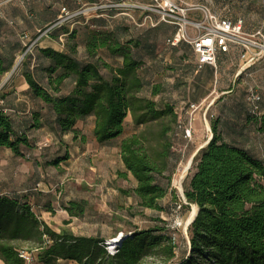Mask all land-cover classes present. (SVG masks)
<instances>
[{"label": "trees", "instance_id": "obj_1", "mask_svg": "<svg viewBox=\"0 0 264 264\" xmlns=\"http://www.w3.org/2000/svg\"><path fill=\"white\" fill-rule=\"evenodd\" d=\"M63 32L74 37L73 30ZM99 48L119 56L120 62L104 60L97 53ZM139 48V40L123 41L110 31H96L85 41L84 59L75 56L74 43L63 50L37 48L38 55L47 60L44 84L27 65L28 51L23 54L20 75L31 93L49 105L53 118L48 126L59 140L67 132L76 139L77 121L90 115L92 134L96 142L104 143L121 136L124 119L130 118L135 129L119 141L123 170H116L117 177L129 173L134 179L131 188H118L121 195L134 198V205L125 210L130 214H134L133 207L163 210L159 202L168 190L180 206L194 204L197 211L187 227L188 251L174 260L173 236L164 226L152 225L122 234L110 252L105 241L115 235L107 239L79 235L65 227L54 231L27 201L5 192L0 193V259L4 264H25L18 254L23 242L33 245L29 249L36 248L35 257L43 264H139L144 256L158 258L162 264H264V156L256 157L226 142L218 129L219 119L210 120L212 136L192 157L193 172L181 183L187 204L183 203L177 190L169 187V179L172 135L177 128L184 135L186 123L178 119L171 102L155 99L165 90L160 83H152L148 95L141 93L144 83L139 69L144 61L135 54ZM12 56L4 63L0 55V77L11 69ZM70 76L72 87L63 94L62 86ZM3 95L0 93V98ZM3 109L0 106V147L15 157L29 159L21 146L32 148L27 130L41 126L39 113L34 112L20 127ZM256 124L264 139V111L256 117ZM161 178H166V185ZM86 207L84 199H73L64 209L70 217H79Z\"/></svg>", "mask_w": 264, "mask_h": 264}, {"label": "rangeland", "instance_id": "obj_2", "mask_svg": "<svg viewBox=\"0 0 264 264\" xmlns=\"http://www.w3.org/2000/svg\"><path fill=\"white\" fill-rule=\"evenodd\" d=\"M42 1L35 0L34 5L45 13L46 17L55 12H59L61 17L40 28L33 35H18L13 31L6 38L12 45L7 52H0V55L4 57V63H6L10 59V55L13 54L12 66L0 77L1 83L8 78L9 74H13L17 89H24L20 71L21 60L26 51L30 54L27 65L33 71L35 78L42 84L46 82L43 66L47 64V60L38 55L37 45H48L56 50H63L66 46L74 43L76 45L75 56L84 59V44L93 32L110 31L123 41L129 38L139 40L143 45L135 51V54L142 58L145 64V68L139 69L144 83L141 93L147 95L149 82L160 83L165 87V90L155 96V99L158 101L163 98L171 102L181 123L189 124L187 136H184L178 128L172 135L173 148L170 160L172 172L169 179V187L175 188L178 197L187 204L178 188L179 183H182L184 178L193 172L191 165L185 169V163L189 156L204 144L208 133L205 127L206 122L209 125L210 120L221 119L219 130L226 138H230V134L233 132L230 129L231 126L242 129L241 124L232 120L237 121L240 118L233 112L238 110L239 102L245 98V88L243 86L234 88L232 95L218 94L210 109H207L206 102L202 106L200 114L191 112L189 105L197 102L198 96L206 94L212 89L214 79L207 73L201 77L191 75L188 71L186 75L182 74L184 73L182 65L192 64V50L185 43L176 46L166 45L165 37L170 33L156 27L158 16L147 8L153 0H48L49 2L45 0V3ZM184 1L205 5L211 12L229 19H231L232 13L240 10L237 7V0ZM11 2L13 3L11 10L17 15L31 10L25 0H11ZM63 6L66 14L65 11L61 12ZM95 6L99 7V11L96 16H92L88 20L82 19L79 15H70L73 11ZM42 7L43 9H41ZM187 18L200 19L201 12L191 10L187 13ZM65 29L75 31L74 37L69 38L63 32ZM51 34H54L55 37ZM97 53L112 64L120 62L119 56L108 54L104 48L97 49ZM218 61L221 63L218 58L217 65ZM257 78L248 77V81L259 90L262 83H258L257 80L263 79L262 74L260 73ZM72 81L73 76L66 79L61 93H67L71 89ZM1 83L0 90L2 91ZM51 117L50 114L46 115L45 128L27 130L28 138L33 137L34 139L32 148L21 146V149L29 159L11 156L9 149L0 147V181L6 179L10 173L22 170L30 177L31 185L38 182L39 185L37 184L36 188L50 189L59 200L69 197L87 201V207L82 216L68 217L62 220L58 215L55 217L57 221L59 220L57 225L59 230L61 227H65L75 234L96 235L107 239L111 235L129 234L133 230L152 225L164 226L169 235L173 236L176 254L174 260L180 259L189 247L187 225L193 212L192 204L180 206L168 190L159 202L163 210L133 207L134 214L127 213L125 207L130 204L134 205V198L121 195L118 188H131L134 179L130 174H127L125 178H119L116 175L117 169L123 170L114 143L116 140H112L103 147L90 140L91 118H86L81 123L80 130L75 133L76 139L71 138L68 133H64L62 139L59 140L48 126ZM228 122L232 124H228ZM18 124V122L15 123V125ZM123 124L125 133L135 129L128 116L124 119ZM242 134L247 135L248 133L246 131ZM248 135H251V139L256 140L254 133ZM80 137H84L86 140L83 145L76 144V140ZM257 142V140L254 141L256 146L248 147L247 150L254 155H261L264 153V146H258ZM35 157H38V160ZM51 157L59 160L55 164L45 162L46 167L38 165L41 160L51 159ZM161 183L166 185V178H161ZM156 218L161 221L153 220ZM65 220L68 222L64 223ZM19 247L29 249L33 245L23 242L19 244ZM139 264H162V262L158 258L144 256Z\"/></svg>", "mask_w": 264, "mask_h": 264}, {"label": "crops", "instance_id": "obj_3", "mask_svg": "<svg viewBox=\"0 0 264 264\" xmlns=\"http://www.w3.org/2000/svg\"><path fill=\"white\" fill-rule=\"evenodd\" d=\"M25 1L27 5H30L31 10L28 12L19 13V15H17L15 12L11 10L13 4L11 0H0V52H7L9 50L12 43L8 41L6 38L10 34H12L13 31L16 32V34L18 35L19 34H23L24 36L33 35L35 34V32L40 30V28L51 23V21H54L61 17V14L59 12L58 13L55 12L51 16L46 17V14L43 13L38 7H36V5H34L35 0H25ZM42 3H45V0H43ZM237 7L240 10L239 12L231 14V20L241 22L243 33L252 34L254 33V31L259 29L264 35V0H237ZM41 9H43V7ZM155 25L157 28L163 29L168 33H170L168 36L172 35V33L175 30V28L172 25L167 24L165 22L157 21ZM167 37H165V39ZM142 45L143 43H140V47ZM37 46L45 47L48 45H37ZM239 52H240L239 46L232 44L229 46V50L227 52L218 51L216 53L215 67L209 64H203L200 66L197 65L194 54H193L192 64L184 65V66L182 65L184 69V73H182L183 75H186L187 71L189 74L197 77H201L202 75L207 73L208 75L211 76V78L214 79V85L212 89L208 93L201 94L200 96H198L197 102L195 103H201V105H204V103L207 102V107H208L207 109H210L214 105L215 98L216 96H218V94L232 95L234 88L243 86L242 82L243 79L245 78L244 73L241 76H239V78L236 81V84L233 83L234 74L238 66L243 62V60L240 59L239 57ZM218 58L221 61V63L218 61L219 64L217 65ZM141 67L145 68V64H143ZM245 72L250 74L249 77L251 78L255 77V79H258L257 77L259 76L260 73L262 74L263 79H261L260 81L257 80L258 83H262L260 85V89L258 90V88H256L257 93L260 96V99L257 102L258 109L256 113H254L253 115L251 113L253 111H251L250 105L246 101V96L244 99H241V101L238 104V110L233 112L234 115L240 116V118L237 121L232 119L231 120L234 121L235 123L241 124L242 129L240 130V128L237 129V127L235 128L231 126L230 129H232L233 132L230 134V138H226L223 135L222 138L230 144L238 145L245 149H248V147L256 146L254 144V141L256 140L258 141L257 142L258 146L260 145L264 146L263 136L256 129V125H257L256 117L264 111V58L258 59ZM175 75L177 76V73ZM21 80L23 85L22 88H24L23 90L17 89V86L14 84L15 83L14 77L10 79L7 78L2 83L0 80L1 86H3V90L0 91V93L4 92L3 97L0 98L1 101L0 106L7 109L6 113L9 114V116L14 120V123L18 122L19 123L18 125L20 127H23V121H29L32 114L34 112H38L40 115L39 120L41 121V126L31 129H35V130L43 129L46 127L47 124L44 121L46 115L49 114L51 115L50 107L49 105L44 103L40 98L34 96L31 93L27 83L24 81L22 76H21ZM152 83L155 82L154 81L149 82L147 95L149 94L150 86ZM52 118L53 116L49 120L51 121ZM86 118L92 119L90 140L95 142V144L101 145V147L109 144V142H111L112 140H116L114 141V143L117 150V155L119 157V152H118L119 141L122 137L130 134L131 132L125 133L123 129V133L121 136L110 139L109 141L104 143H98L96 142L92 134L93 117L88 115L83 119L78 120L75 127L77 130H80L79 128H81V123ZM221 121L222 120L219 119L218 129L220 127ZM229 123L232 124L231 122H228V124ZM246 131L248 134L254 133L256 136V140L251 139V135L242 134ZM67 133L72 138V133L70 132ZM33 141H34L33 137L29 138L30 144H32ZM85 141H86L85 138L83 141L77 139L76 144L83 145ZM38 148L40 149V147ZM10 155L13 156L12 152H10ZM255 156L262 157L264 156V153H262L261 155L256 154ZM53 158L54 157H51V159ZM35 159L38 160V157H35ZM51 159H47L44 161L41 160L38 165L39 166L43 165L46 167L45 162H49V160ZM37 184L39 185L38 182H35L34 184L31 185L30 177H28V175L24 173V171L20 170L17 172L10 173L6 179L0 181V193L9 192L14 197L27 201L31 206V210L35 213V215L39 219H41L54 231H58L59 229L57 225L59 220L57 221L55 217L58 215L59 219L61 220L70 217L66 212V210L64 209V206L67 205L69 200H73V198L67 197L65 199L62 198L59 200L57 195H54L50 191V189H43L40 187L36 188L35 186H38ZM0 264H4V262L1 259H0ZM25 264H43V263L37 261L36 257L34 256L31 262Z\"/></svg>", "mask_w": 264, "mask_h": 264}, {"label": "built area", "instance_id": "obj_4", "mask_svg": "<svg viewBox=\"0 0 264 264\" xmlns=\"http://www.w3.org/2000/svg\"><path fill=\"white\" fill-rule=\"evenodd\" d=\"M147 8L156 13L158 21L170 24L175 28L172 35L165 39L166 45L176 46L180 43L189 45L195 56L196 64L199 66L209 64L215 67L218 51L227 52L232 44L239 46V57L243 62L234 74L233 83H236L239 76L245 74L242 83L246 92V101L250 105L251 111H257V102L260 96L255 86L248 81L250 74L245 71L258 59L264 58V35L259 29L252 34H244L240 21H232L228 17L211 12L205 5L188 3L184 0H153ZM191 10L200 11L201 18H187V13ZM62 11H65L64 7H61ZM98 11L99 7H87L73 11L70 15H79L82 19L88 20L92 16H96ZM202 106L201 103H191L189 108L191 112L200 114ZM3 110L7 111L6 108ZM188 126L189 124L184 125L185 136L189 133ZM108 241H105L107 248ZM18 252L24 262L29 263L35 256L36 248L21 247Z\"/></svg>", "mask_w": 264, "mask_h": 264}, {"label": "bare ground", "instance_id": "obj_5", "mask_svg": "<svg viewBox=\"0 0 264 264\" xmlns=\"http://www.w3.org/2000/svg\"><path fill=\"white\" fill-rule=\"evenodd\" d=\"M205 127L207 128V130H208V133H207V138H206V140L204 141V143H206L207 142V139L209 138H211V136H212V132H211V130H209V125H208V123L206 122L205 123ZM192 156V155H191ZM191 156H189V158L187 159V161H186V163H185V169H187L191 164H190V158H191ZM192 216H193V214L195 213V211H196V206L194 205V204H192ZM192 216L190 217V220L189 221H191V219H192ZM121 236H122V234H120V235H115V236H112V237H110V238H108L109 239V241H108V250L110 251V252H114V250H115V247H116V244L118 243V241H119V239L121 238Z\"/></svg>", "mask_w": 264, "mask_h": 264}, {"label": "water", "instance_id": "obj_6", "mask_svg": "<svg viewBox=\"0 0 264 264\" xmlns=\"http://www.w3.org/2000/svg\"><path fill=\"white\" fill-rule=\"evenodd\" d=\"M208 140H209V138L207 139V142H208ZM207 142H206V143H207ZM206 143L202 144L200 147H202V146L205 145ZM200 147H199V148H200ZM199 148H198V149H199ZM198 149H197V150H198ZM197 150L192 154V156H191V158H190V164H191V162H192V157H193L194 154L197 152ZM178 188H179L180 193L183 195V193H182L183 191H182L181 183H179ZM196 211H197V208H196ZM196 211H195V213L193 214L191 221L193 220V218H194V216H195V214H196ZM191 221H189V223H190ZM189 223H188V225H189ZM188 225H187V227H188Z\"/></svg>", "mask_w": 264, "mask_h": 264}]
</instances>
